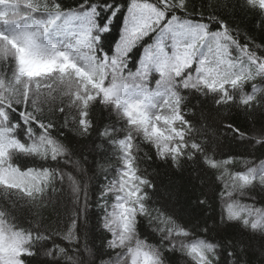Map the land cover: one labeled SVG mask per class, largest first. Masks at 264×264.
<instances>
[{"label": "snow or ice", "instance_id": "obj_1", "mask_svg": "<svg viewBox=\"0 0 264 264\" xmlns=\"http://www.w3.org/2000/svg\"><path fill=\"white\" fill-rule=\"evenodd\" d=\"M88 3L0 0V191L8 200L0 207V264H70L84 248L90 258L80 264H167L164 251L186 253L195 264H264V166L237 170L264 151V0H94L74 42L57 47L50 32L62 20L79 23L77 9ZM131 89L142 98L130 99ZM152 97L160 98L155 112ZM206 102L224 131L209 134ZM109 106L125 128L114 127L103 111ZM234 112L247 127L237 126ZM65 131L73 134L67 143ZM105 140L116 145V160L100 158ZM238 142L247 151L233 155L228 145ZM20 154L40 164L22 169L14 160ZM90 156L99 172L117 167L100 193L115 203H97L106 239L90 222ZM142 162L162 167L149 173ZM189 167L207 185L192 203L209 217L212 192L218 201L215 218L196 221L195 243L184 242L189 228L176 204ZM161 169L167 183L157 179ZM21 205L30 214L23 223ZM141 218L164 234L160 246L140 238ZM61 240L81 247L70 251Z\"/></svg>", "mask_w": 264, "mask_h": 264}, {"label": "trees", "instance_id": "obj_2", "mask_svg": "<svg viewBox=\"0 0 264 264\" xmlns=\"http://www.w3.org/2000/svg\"><path fill=\"white\" fill-rule=\"evenodd\" d=\"M60 2L62 3L64 7H72L74 5L82 4L83 0H60ZM92 2H94V0H89V3L85 5L84 8L77 9V11L80 13L79 23H77L78 24L77 30L85 26L86 24L85 14L87 13ZM116 2L126 3V0H116ZM213 2L214 3L219 2V0H213ZM108 14H110V12L109 13L101 12V15H104L105 17ZM118 15H119V20L113 22L114 24L113 31H115L117 35H119L118 25L123 20V16L120 14ZM241 19H243V16H241ZM254 19H255V16H253V20ZM246 23L249 27V30H251L252 20H248L246 21ZM131 90H135V89H131ZM131 90L127 93L129 98L131 96ZM189 103H191V100L189 101ZM203 110H204L205 115L207 116V120L204 123L206 124L209 130V134H211V131L213 130L217 132L224 131L222 123H221V118L217 115L216 107L213 106L211 103L206 102L203 105ZM89 111H90L91 119L93 120V122H95L96 121V105H93ZM103 111L105 113H108V112L112 113L110 119L113 121L114 127L118 126L119 128L123 129L127 126L126 119H119L116 115V110L112 106H109L108 108L103 109ZM232 115L234 117V122L237 124V126L241 127L242 129L247 127L246 120L241 118L239 112H234ZM106 122L107 120H102L100 122L101 126L103 125V123H106ZM228 131H231V130H228ZM116 135L123 136L124 133L121 131L119 133H116ZM235 135L236 133H232V136H235ZM72 136H73L72 133L65 131V137L62 139H65V142L67 143L72 138ZM228 139L231 140V137H228ZM97 140H99L98 137H97ZM103 143H104V149H102L99 153L100 158L101 159L107 158L108 160H116V156L118 154V149L116 145L109 144L107 140L103 141ZM141 147L143 149V152L151 151L149 149L150 146L148 145H142ZM228 151L233 155H240L241 153L246 152L247 149L245 147H242L241 143L238 142L235 144L229 143ZM143 152L141 153V155L143 154ZM257 156L261 157L259 162L252 160V159L245 160L237 166V170H243L253 165L255 166L258 165L257 168L261 169V166H264V151L258 149ZM14 160L16 163H18L21 166L22 169L26 167H31V166H38L40 164V161L36 157L26 155V154L17 155L16 157H14ZM89 161L90 162H86V167L88 171V182L86 186H87L89 195L91 197L90 203L92 204V208L89 211L90 222H91V225L95 226V233L97 234V236L100 233H104L105 239H106L108 236V233L107 231L105 232V229H103L101 225V220H100V215L103 213L104 204H101L99 207H97V203H98V198L99 200H104V201L106 200L105 197L100 196V193L103 189V185L106 184L107 182L106 177L115 176L117 172V167L112 166L111 168L104 170V172H99L95 168L96 158L90 156ZM117 163L119 162L117 161ZM198 166L201 168L203 167V165H198ZM140 167L142 169L146 168L148 172L151 173L155 167L160 168L162 167V165L159 162L152 164V165L142 162L140 164ZM160 171H161V175L157 179L159 180L160 183H167L168 176H166V172L163 169H161ZM191 171L192 169L191 167H189L187 173L184 176L183 183L180 185L179 191L177 192V201H176V204L179 205L178 207L179 222L182 224V226L189 228V236L184 240L185 243H195L197 238L201 236V234L197 232L196 230L197 228L196 221L215 218L217 215V211H218V201L216 200L215 192H212L209 197L210 202H211V209H212L211 215L209 217H205L204 214H205L206 209L203 206L194 205L192 203V201L198 195L204 193L205 188H207V185L200 187L197 184V181L193 179L191 175ZM171 175L174 178L176 176V173L172 172ZM216 189L217 191L219 190V185L216 186ZM157 195H161V194L158 192ZM248 198L249 197L247 196L241 197V200H242L241 203H249L250 201L247 200ZM160 202L164 204L166 207L169 206V200L164 199L162 195H161ZM7 203H8V200H7L6 195L2 191H0V207H3ZM172 207H176V205H173ZM16 214L17 216L20 217L21 223H23L24 217L30 215L29 212L26 209H24L23 205H21V209ZM43 215L47 216L48 212H44ZM137 229H138V234L141 239H146L149 244L160 246L161 238L163 237L164 234L158 233L156 228L153 225L147 224L146 222L143 221V218H141V223L137 225ZM60 242L63 243L66 248H69L70 251L81 247V245L76 241L65 242L61 240ZM165 243H167V241H165ZM110 251L111 250H109V253H111ZM86 252H88L87 248L81 249L79 254L71 260L70 264H80L81 258L89 259L90 253L88 256H85ZM162 259H165L167 261V264H175V262L178 259L181 261V264H183V262L185 261L187 262V264H195V261H193L191 257L187 256L186 253H181L178 251H174L172 253H169L168 251H164Z\"/></svg>", "mask_w": 264, "mask_h": 264}, {"label": "rangeland", "instance_id": "obj_3", "mask_svg": "<svg viewBox=\"0 0 264 264\" xmlns=\"http://www.w3.org/2000/svg\"><path fill=\"white\" fill-rule=\"evenodd\" d=\"M56 37H52V40H55L56 41ZM62 45H64V42H62L61 44H58V46H62ZM159 103H160V99H156V101L155 102H153V103H151V104H149L148 105V107H149V111L150 112H155L156 111V108H157V106L159 105ZM69 167H71L70 165H69ZM77 171H79V170H77ZM115 203V200H114V197H112V195L111 194H108V197H107V199L105 200V204H107L108 206H111L112 204H114ZM104 210L105 209H103V213L100 215V217L104 214ZM102 225V224H101ZM104 229V228H103ZM107 230L105 229V232H106ZM108 233V232H107ZM108 235H110V233H108ZM112 251V250H111ZM110 251V252H111ZM111 259H115V257L114 256H111L110 257Z\"/></svg>", "mask_w": 264, "mask_h": 264}]
</instances>
